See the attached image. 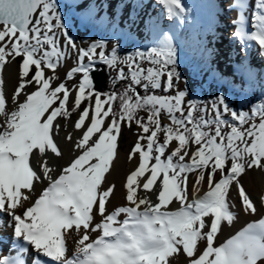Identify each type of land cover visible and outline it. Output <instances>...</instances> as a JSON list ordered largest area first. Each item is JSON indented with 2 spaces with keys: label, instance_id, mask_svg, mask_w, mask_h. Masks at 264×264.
Masks as SVG:
<instances>
[{
  "label": "snow or ice",
  "instance_id": "6c2138e0",
  "mask_svg": "<svg viewBox=\"0 0 264 264\" xmlns=\"http://www.w3.org/2000/svg\"><path fill=\"white\" fill-rule=\"evenodd\" d=\"M156 2L178 24L165 29L149 13L141 42L132 24L121 26L127 2L110 15L108 5L101 14L95 0H0V229H13L9 254L0 247V264H177V254L187 264H264V218L217 243L224 227L239 219L231 189L246 215L259 212L241 179L249 170L264 171V76L244 61L233 65L231 76L212 66L216 50L205 34L216 38L223 14L217 0H205L204 19L193 18L184 0ZM146 3L132 2L133 23H140L136 9ZM250 6V0L229 6L237 11L233 39L241 55L255 43L264 56V0H256L249 23ZM186 26L190 40L179 35ZM77 30L107 35L85 47L72 34ZM130 39L137 46L125 51ZM72 56L75 66L56 83V70ZM189 56L192 76L207 72L217 85L210 107L187 99L191 85L180 67ZM17 58L18 86L7 98L5 71ZM105 68L116 75L112 90L101 92L93 73ZM120 83L126 87L116 91ZM73 113L82 135L66 137L73 159L54 178L47 150L63 158L54 136L67 123L57 118L67 121ZM133 123L140 131L128 159L138 154L139 164L126 177V204L109 211L115 184L107 175L122 127ZM45 181L37 196L34 185ZM205 182L207 190L198 195ZM137 189L146 191L138 195Z\"/></svg>",
  "mask_w": 264,
  "mask_h": 264
},
{
  "label": "rangeland",
  "instance_id": "374dc122",
  "mask_svg": "<svg viewBox=\"0 0 264 264\" xmlns=\"http://www.w3.org/2000/svg\"><path fill=\"white\" fill-rule=\"evenodd\" d=\"M201 7L204 4L205 0H195ZM107 0H95V3L97 4V6L100 8L101 14L105 11L104 5L107 3ZM218 3V7L220 9L223 10V14L219 16V24H221L222 20H221V16H225V18L228 20H234L237 18V11L235 8H233L232 10H229V6L232 5V1L228 0H217ZM250 4L251 6L247 9V15L249 17V22L251 20V14L253 11V8L255 7L256 4V0H250ZM203 8V7H202ZM107 11L108 13L111 15L113 14L114 11H112L111 7H107ZM138 20L140 21V23H133L132 21H130V24H132V27L130 29L131 33L134 34V36L138 39L143 41L146 37H145V33L144 31L140 33L139 29H137L136 27L142 28L144 30V26L142 21L144 19H146L148 17V15L146 14H140L138 12ZM207 14V10L205 8H203V11L200 13L199 17L201 19H204L206 17ZM153 17H158V22L162 24V27L165 29L168 28H175L178 24V21L173 19V20H168L166 18H161L159 16L156 15H152ZM129 18L128 16V12L125 11L123 12L122 16H121V26H124V20L127 21V19ZM3 26L0 25V28H2ZM222 27H224L223 25H220L217 29H216V38H213V35L211 34H205L206 35V41L208 43V47L209 48H215V58L212 60V66L216 69L219 70L220 73H222L225 76H231L232 72H230L229 70L232 68L233 69V65H237L240 64L241 61H244L246 65L250 66L251 69L257 73L259 76H264V72L262 70L264 69H259L258 66H254V64L256 63L255 60L256 58H258L261 54H260V49L257 46V44L255 43H249L248 45V50L245 54V56H241L240 51L238 52V56H234L231 60H229V62L226 63L225 66L220 65L219 61L216 60V57L218 56V54H220L221 56L224 55V53H227V45L230 41V32L226 29V31L221 30ZM202 31V29H201ZM75 36L77 38V42H85L84 46L87 47L88 43L92 40H95L97 38H106V33L104 34H93L91 32H84L83 30H77V31H73ZM180 37L183 39H186L187 36L190 37L191 39V35H190V26H186L185 29L183 31H181L179 33ZM111 43L112 41H109L108 47L110 49L111 47ZM113 46V45H112ZM137 46L136 44V40H132L130 39L125 45V51H129L131 50L133 47ZM225 46V47H224ZM226 49V52L225 50ZM182 51H186V49H182ZM217 55V56H216ZM260 59V58H258ZM191 57L189 56L186 59H183L181 67H180V71L185 72L184 75L189 77V83L191 85L190 88V94L187 97V99H197L201 102L207 103L210 107L211 102H212V98L213 96L216 94V88L217 85L213 80V77L207 73V72H203L200 76L197 77H193L192 76V72H191ZM16 62L18 63V65L20 64V60L19 58H17ZM196 63L200 64L199 60L195 61ZM64 63L58 67V69H62L64 67ZM256 68V69H255ZM58 69L56 71H58ZM107 73H108V82H107V88L103 89L102 92H107L112 90V84L113 81L110 77H114L116 75V72H109L106 69ZM79 76H77L74 80L72 81H68V84L71 86L72 84H75L79 81ZM65 79V76L63 78H60V80H58L56 83H59L61 81H63ZM124 87H126V83H120L117 84L115 86V90L116 91H121ZM181 89L184 88V84L181 83L179 86ZM74 94V93H73ZM157 94H164L163 91L161 90L160 92H158ZM168 94H174V93H168ZM75 95V94H74ZM257 95H259V93H257ZM233 99L236 100V103L239 105L242 102L238 99H236L235 96H233ZM74 100V99H73ZM246 109H249V105L244 104L243 105ZM69 108H71V104H69ZM77 113H73L71 117L67 118V121L65 119H62L64 122H69V120L74 119ZM140 115H143L146 117L147 113L141 112ZM197 115H199V113H197ZM214 115V114H213ZM230 119V118H229ZM169 119L167 117L166 114H162V123H169ZM258 122V121H257ZM247 127V126H245ZM140 129H138V127L133 123V125L131 126V128L127 127V126H123L122 127V135L118 138V163L121 164V166H123L125 169H129L132 165L133 160H135L134 158H136V155L131 161L128 159L129 153L131 152L136 140H137V136L139 133ZM162 136V134H161ZM176 143L173 142V144L170 147H175ZM195 146L193 145V150H194ZM137 159L139 160V155L137 156ZM124 162V163H123ZM131 163V164H130ZM257 173H261V171L258 169H253V170H249L247 171V174L242 175V179L241 182L244 184V187L247 191V193L250 195L251 199L253 200V202L256 204V206L259 208V212L257 214H248L246 215L242 210H241V202L240 199L238 197V193L236 188L231 189L230 191V198L236 203L235 207H234V211H236L238 213L239 219L238 221L235 223L234 227H224L223 229V235H221L219 237V240L217 241V243L219 242H223L226 238H228L230 235L234 234L235 231L239 230L240 228L246 226L247 222H251V221H256L260 218H264V206H262V204L256 200L253 196V193L256 190V183H257V176H259L260 174L257 175ZM217 179H219V176L216 177ZM190 180V185H189V198L191 199L192 196V192H191V183L194 182V176L190 175L189 177ZM246 184V185H245ZM202 188L204 189V191L207 190V185L206 182L204 183V185L202 186ZM234 191V192H233ZM234 194V195H233ZM236 197V198H235ZM262 209V210H261Z\"/></svg>",
  "mask_w": 264,
  "mask_h": 264
},
{
  "label": "bare ground",
  "instance_id": "6f19581e",
  "mask_svg": "<svg viewBox=\"0 0 264 264\" xmlns=\"http://www.w3.org/2000/svg\"><path fill=\"white\" fill-rule=\"evenodd\" d=\"M107 1L108 2L106 4L112 8V11H114L117 8L118 4H122V3L127 2L128 6L123 8V12L127 11L128 16L132 11V2L144 3V0H107ZM225 1H228V0H225ZM230 1H232V4H233V0H230ZM136 11L139 12L140 14L149 15V13H150L151 15H156V16H159L161 18L166 17V10L163 8V6L158 5L156 0H147V3L145 4V6L142 8H137ZM220 18L222 20L220 25L224 26V27H222L221 30L226 31V29H227L231 34L230 35V41L227 45L228 46L227 47V53H224L223 56H221L220 54H218V56L216 55L217 56L216 60L219 61L220 65L225 66L226 63L229 62V60H231L234 56H236V55L238 56V52L240 51V44L236 40L233 39V33L235 31V27L232 24V20H229V18L227 20L225 18V16H221ZM125 21L126 20H124V22ZM127 21H128V23H130L131 20L128 18ZM136 28L139 29L140 33H141V31L142 32L144 31L142 28H139V27H136ZM72 34L75 36L74 32ZM224 50L226 52V49H224ZM245 54L241 55V56H245ZM258 58H260V59H258ZM258 58H256V60H255L256 63L254 64V66L255 67L258 66L259 69H264V56L260 55ZM75 63H76L75 56H72L71 58L67 59L64 62V64H65L64 67L62 69H58V71H57L58 76L60 78H63L64 76H66L67 71L71 67L75 66ZM229 71L233 73L232 68ZM262 71L264 72V70H262ZM18 72H19V65L16 61L13 64H11V66L6 67L5 77H6L7 98H10L13 95L15 87L18 86ZM48 74L49 75L52 74L50 70H49ZM7 98H6V108L11 109L12 105L10 103H8ZM21 99H23L22 96H21ZM70 99H72V100L74 99V94H72V97ZM57 119L62 126L65 125V123H67V127H66V129L62 127L61 130L59 131V133L54 136V140L57 142L58 147L63 152V158L60 159V158L56 157L55 154L51 153L50 150H47L48 154H47L46 159L50 162V166L55 169V171L53 172L54 178L60 174L61 166H66L73 159V153L71 151L72 144L67 141L66 137L68 136L69 133H71L74 138H78L82 135L81 131L75 130V128H74L75 122L78 119V113L76 114L75 118L69 120V122H64L62 120V118H59V117ZM75 154L78 155L79 153L77 152ZM137 156H136V158H134L135 160L131 161L132 165H130L131 167L129 169H125L123 166H121V164H119L117 161L118 159L115 158L113 161L114 169H110V173H111L110 175L106 174L108 183L109 184H115L114 195L111 197V202L107 204V208L109 211L113 210L118 205L124 206L126 204V177L132 171H134L136 169V167L138 166L139 160L137 159ZM30 163H32L31 159H30ZM36 170L39 171V167H37ZM258 174H260V175L257 176L256 190L253 193V196L256 200H258L262 204L261 197H264V171H261V173H257V175ZM34 186L36 188V195L38 196L40 191L44 187L47 186V181H45L43 184H35ZM106 186L107 185H105V187ZM233 190H234V188H233ZM144 191H146V190L137 189L138 195H143ZM203 192H204V189L201 188V191L198 193V195H203ZM150 198L153 201L156 200L155 195H152ZM34 199H35V196L33 197V200ZM141 207H143V206H141ZM262 211H264V210H262ZM121 218H123V216ZM3 219L5 221H8L9 217H7L5 215L3 217ZM98 219H99V217H97V220ZM12 234H13V229L11 227H6L3 229H0V237H3L4 241H5L2 245H0V247L3 248V253L5 255L9 254V248L11 247V243H12V241H11ZM94 236H95V234H94ZM70 247L74 248V244H70ZM12 254H15V253L13 252ZM177 255L179 256V260H178L177 264H187V260H186L185 255H181V254H177ZM29 258H31V257H29ZM170 259H172V258H170Z\"/></svg>",
  "mask_w": 264,
  "mask_h": 264
},
{
  "label": "water",
  "instance_id": "95a60500",
  "mask_svg": "<svg viewBox=\"0 0 264 264\" xmlns=\"http://www.w3.org/2000/svg\"><path fill=\"white\" fill-rule=\"evenodd\" d=\"M93 75L97 88L102 92L103 89L107 88L108 73L106 71V68L100 72H94Z\"/></svg>",
  "mask_w": 264,
  "mask_h": 264
},
{
  "label": "trees",
  "instance_id": "16d2710c",
  "mask_svg": "<svg viewBox=\"0 0 264 264\" xmlns=\"http://www.w3.org/2000/svg\"><path fill=\"white\" fill-rule=\"evenodd\" d=\"M184 3L190 9H192V17L193 18L199 17L200 13L203 11V8L195 0H184ZM185 40H190V37L187 36V38ZM196 60H199L200 64L203 63V61L200 60L199 58H197ZM184 74H185V72H183V75Z\"/></svg>",
  "mask_w": 264,
  "mask_h": 264
},
{
  "label": "crops",
  "instance_id": "0c3cea01",
  "mask_svg": "<svg viewBox=\"0 0 264 264\" xmlns=\"http://www.w3.org/2000/svg\"><path fill=\"white\" fill-rule=\"evenodd\" d=\"M139 41H141V40H139ZM142 42V41H141ZM111 47H112V43H111ZM111 47H110V49H111Z\"/></svg>",
  "mask_w": 264,
  "mask_h": 264
}]
</instances>
